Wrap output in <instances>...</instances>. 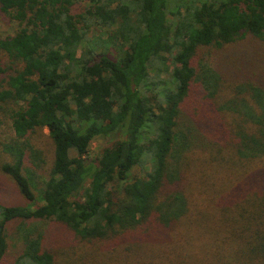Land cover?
I'll use <instances>...</instances> for the list:
<instances>
[{
    "label": "trees",
    "instance_id": "1",
    "mask_svg": "<svg viewBox=\"0 0 264 264\" xmlns=\"http://www.w3.org/2000/svg\"><path fill=\"white\" fill-rule=\"evenodd\" d=\"M0 11L17 24L0 36L1 171L29 201L41 178L37 207L0 204V264H264V0Z\"/></svg>",
    "mask_w": 264,
    "mask_h": 264
},
{
    "label": "rangeland",
    "instance_id": "2",
    "mask_svg": "<svg viewBox=\"0 0 264 264\" xmlns=\"http://www.w3.org/2000/svg\"><path fill=\"white\" fill-rule=\"evenodd\" d=\"M16 30H17V24L13 21L11 22L9 20V18L6 17L0 11V36L3 37L6 35H12V34H14V32ZM207 59L209 60V58H207ZM197 89L200 91V94L203 93L202 90L200 89V87H197ZM194 99L199 100V97L197 96ZM46 132L47 131L44 130V134ZM45 135H43V136L45 137ZM11 136H13V132L11 129L10 122L8 120H6V118H4L0 124V204H2V205H20V206H26L29 208H35L41 203V201H39V199H37L38 190L41 187V178L38 181L37 189L33 190L34 194H35L34 200L29 201L21 195V193L18 190V187L16 186V183L7 174H5L1 171V164L4 162H9L11 160V157L8 154L4 153V151L2 150L3 143L7 142ZM44 137H43V140L45 142H48L47 139H45ZM111 141L112 140H110V139H105V138H101V137L94 139L91 142L90 148H89L91 155H95L96 153H98L102 147L108 146L111 143ZM42 175H46V172L44 170H43ZM13 227H14L13 225L12 226L8 225V227H7V233H8V236L10 239L13 237L15 239V236L12 233ZM46 228H47V233H46V237L44 240V244H46L47 247L50 246L53 249L52 246L55 245L56 238L60 236L59 231H50L49 227H47V226H46ZM192 230H193V228H192ZM197 230H199L198 226H197V228H195V231H197ZM50 232L52 234H50ZM9 241H10L9 242L10 249L11 248L14 249V251H12V252L18 253L17 251L20 250L18 243L16 241H13V240H9ZM92 248H93V257H94L95 249H94V247H92ZM53 250H54L53 253L56 256L57 261L62 260L64 262L65 257H66V254H65L66 252L63 250L59 251V249H53ZM86 255L88 256L87 259L92 261L93 258L90 257V255H88V254H86ZM71 259L72 258L70 256H68V261H70Z\"/></svg>",
    "mask_w": 264,
    "mask_h": 264
}]
</instances>
